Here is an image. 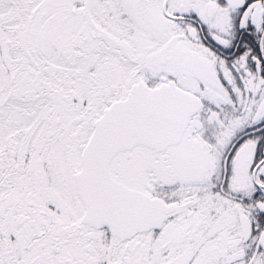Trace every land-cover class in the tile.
Listing matches in <instances>:
<instances>
[{
	"label": "snow or ice",
	"instance_id": "snow-or-ice-1",
	"mask_svg": "<svg viewBox=\"0 0 264 264\" xmlns=\"http://www.w3.org/2000/svg\"><path fill=\"white\" fill-rule=\"evenodd\" d=\"M0 264H264V0H0Z\"/></svg>",
	"mask_w": 264,
	"mask_h": 264
}]
</instances>
